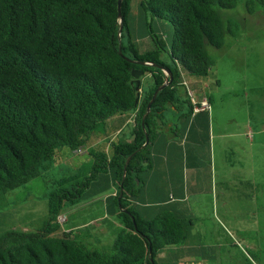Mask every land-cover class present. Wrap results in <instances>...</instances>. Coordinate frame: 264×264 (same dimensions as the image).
Wrapping results in <instances>:
<instances>
[{"label":"trees","instance_id":"trees-1","mask_svg":"<svg viewBox=\"0 0 264 264\" xmlns=\"http://www.w3.org/2000/svg\"><path fill=\"white\" fill-rule=\"evenodd\" d=\"M117 1L0 0V200L40 177L59 150H81L99 125L135 113L130 142H112L109 156L91 150L89 174L49 195L40 230L0 235V264H157L166 247L190 234L191 219L168 206L141 208L140 184L153 164L157 136L169 130L176 142L185 141L200 118L206 128L208 112L195 113L180 93L182 76L208 77L214 62L206 46L222 49L227 36H237V24L220 12L238 0H123L121 18ZM247 1L264 11V0ZM144 39L151 47L141 51L136 41ZM152 65L169 69L172 81L158 92L142 126L153 92L167 77ZM134 70L151 81L136 106ZM107 176L116 189L110 202L120 227L102 250L63 231L58 217L65 205L92 199L88 189Z\"/></svg>","mask_w":264,"mask_h":264},{"label":"rangeland","instance_id":"rangeland-1","mask_svg":"<svg viewBox=\"0 0 264 264\" xmlns=\"http://www.w3.org/2000/svg\"><path fill=\"white\" fill-rule=\"evenodd\" d=\"M248 5V6H247ZM247 7L251 8V13L247 12ZM221 17L237 24L238 31L236 37L227 36L225 39V49H215L206 46L207 52L214 62L206 78L185 75L183 78L184 87L180 89L184 99L191 101H200V97L211 98L212 109L210 111L211 121L215 133L222 130H247V127L254 131L264 129V11L256 3L247 0H238L237 5L231 10H221ZM171 29L169 25V30ZM135 38L136 35L133 34ZM141 51L150 49L149 40L144 39L136 41ZM198 80L199 83H190V79ZM201 82L208 84L205 88ZM149 75L145 74L140 77V101L150 87ZM206 84V85H207ZM243 90H247L243 93ZM174 112L166 113L167 119H171ZM131 113L116 116L108 120L105 124L99 125L92 134L88 144L81 148L79 154L72 155L71 158H65L63 155L67 150H59L57 155L50 162L43 164L41 167V176L29 181L26 185L21 186L0 200V235L3 233L16 230L35 233L42 228L47 217V199L50 194L55 193L58 185L71 176H76L79 167H87L92 158L89 155L91 150L102 151L108 156L111 154L110 143L124 140L129 131L131 124L126 123V119ZM121 131V132H120ZM168 132L164 131L163 135ZM252 147L247 145V141L238 139L237 145H242V151L238 155L243 156L246 163H259L264 165V135H253ZM98 141V142H96ZM228 141L234 142L233 138ZM245 141V142H244ZM224 140H217L215 147L216 161L219 163L220 156L225 155L221 144ZM234 144H230L231 146ZM260 154L251 157V152ZM64 152V153H63ZM261 152V153H260ZM219 156V159H218ZM237 160V156L234 159ZM77 163L79 164L77 167ZM236 167V164H235ZM91 168V167H90ZM246 168V167H245ZM65 176V179L63 180ZM215 177L211 178L214 181ZM261 180V183H260ZM71 181V180H70ZM235 181V180H234ZM244 183V191H247L249 179ZM233 180L229 181L227 205H222L224 211H229L225 218L226 231L216 233V228H212L206 222L205 228L201 233L203 239L194 241L197 247L189 249L187 239L176 246L166 247L156 258L157 264H264V175L261 174L259 179V205L260 216L259 225L252 231L239 233V226L245 227L243 219L237 214V206L243 205L240 200L234 199L233 192H239V186H233ZM61 185V184H60ZM254 190L257 185L252 186ZM231 196V197H230ZM86 199V198H85ZM222 202H218L220 205ZM226 203V202H225ZM250 202H245V204ZM258 203V202H255ZM92 213L75 212L69 217L71 223L84 221L86 217L100 213L101 207H95ZM66 216V211H62ZM116 219V218H115ZM64 219L58 217V222ZM110 222L114 219L110 218ZM116 227L107 226L97 242L92 243L91 247L98 249L110 248L115 237V231L119 227L116 219ZM202 227L203 222H202ZM210 230V231H209ZM230 231V232H229ZM216 240V238H218ZM252 240V241H251ZM251 241V242H249ZM185 243V244H184ZM221 243V244H218ZM256 244L258 250H253L248 245ZM192 245H194L192 243ZM186 246V247H185Z\"/></svg>","mask_w":264,"mask_h":264},{"label":"crops","instance_id":"crops-1","mask_svg":"<svg viewBox=\"0 0 264 264\" xmlns=\"http://www.w3.org/2000/svg\"><path fill=\"white\" fill-rule=\"evenodd\" d=\"M225 48L226 46L223 49ZM184 77L185 75L182 76V82L184 81ZM189 79L190 83H199L198 80ZM200 83L205 88L208 87V84L206 83V85L201 80ZM246 91L243 90V93ZM201 100H207L210 104V110L207 113L208 124L206 128L205 120L203 122L202 118H200L193 121L192 125L194 128L193 130L191 129L192 131H189L185 141L182 139L180 143L176 142L177 137L175 134L169 133V130L167 135L157 136L152 146L153 164L142 175L143 182L140 184L141 208H149L151 210V208H158V206L162 205L168 206L171 212L179 213L191 219L192 227L187 238L189 249L195 247L204 249L203 247H197L194 241L204 238L201 233L206 226V222L212 228H216V233L220 230L227 232L225 218L228 216L229 211L228 209L224 211L221 206H226L228 201L233 200L231 196L230 200L227 199L228 185L231 180H233V186L235 187L237 184L239 186L238 190H240L239 192H233L234 199L237 201L240 200L243 204L239 207L237 206L236 212L240 217L239 220L243 219L246 221L243 224L245 227L239 226L238 234L252 231L254 227H258L261 208L259 200L262 197L259 193L258 185L261 174L264 175V165H260L259 163H246L242 154L238 155L239 151L243 152V146L236 144L239 143L238 139H243L247 141V145L252 147L253 135H264V129L262 131H253L248 126L246 131L239 128L238 130H222L215 133L210 119L213 101L211 98L207 99L205 96H201ZM196 116L192 117L195 119ZM134 117L135 113H131V116L125 122L134 126ZM130 133L131 130L125 138L127 142L131 141ZM229 138H233L234 142L228 141ZM217 140H224V144H221V146L224 147L222 154L224 153L225 155L220 156V159L218 156L219 163L216 161L215 154ZM230 144L234 145L228 146ZM185 146L186 150H183ZM66 150L65 153L63 152V155L66 156L65 158H71L72 155L79 154L75 151ZM255 155L259 156L260 154H255L252 151L251 157L254 158ZM236 156L237 160L235 161ZM78 165L77 163V167ZM90 167L91 163L87 167L88 169L79 167L76 169L77 175L70 177L71 181L66 179L60 184L69 186L74 182L81 181L89 174ZM212 177H215L214 181H211ZM248 179L250 183H248L247 191H244V183ZM255 185H257L256 190L252 187ZM92 186L88 191L94 193L95 196L90 200L81 201L73 206L65 205L63 210L66 211V216L62 212L60 217L64 221L59 222L63 231L78 235V238L86 244L90 243L89 240H92V243L97 242L98 237H101L105 229L109 228L107 226L116 227L115 224L117 225L115 216L112 214L113 208L110 202L111 198L116 194L112 180L107 176L105 179H99L93 182ZM218 202L222 203L219 205ZM245 202L250 203L244 205ZM99 205L101 207L100 213L96 212L94 215H90L84 221L78 223H71V219L69 220V217L73 213H92L95 211V207H99ZM110 218L114 219L113 223L110 222ZM202 222L204 227H202ZM218 239L219 237L216 238V240ZM248 247L253 250H258L255 243L248 245Z\"/></svg>","mask_w":264,"mask_h":264},{"label":"water","instance_id":"water-1","mask_svg":"<svg viewBox=\"0 0 264 264\" xmlns=\"http://www.w3.org/2000/svg\"><path fill=\"white\" fill-rule=\"evenodd\" d=\"M123 0H118L117 1V11H118V17L121 18V13H120V8H121V3H122ZM121 29H122V25L120 24V27H119V32H121ZM119 50H120V46H119ZM119 54L121 55L120 51H119ZM129 60V59H128ZM131 62H133L132 60H130ZM139 65H146V66H149L150 64L148 63H142V62H135ZM152 66H157V65H152ZM158 68H160L161 70H163V72H165L167 74V77L165 79V82H163L162 85L158 86L155 91L153 92V95L151 97V100L149 101V103L147 104V107H146V112L144 113V115L142 116V126H143V121L144 119L146 118V116L149 114L150 112V107H151V104L154 102L157 94L159 91H161L162 89H164L168 84L171 83L172 81V77H171V73L169 71V69L167 68H164V67H161V66H157ZM143 75V73L141 71H132L131 72V76H132V81H131V86L133 88V91L135 92V102H134V105L136 106L138 101H139V98H140V77ZM148 143V139L146 137V140H145V143L143 144V147ZM131 156H129L126 160H125V163H124V166H123V175H122V180L125 178V174H126V167H127V164L130 160ZM119 197H121V190H120V195Z\"/></svg>","mask_w":264,"mask_h":264},{"label":"built area","instance_id":"built-area-1","mask_svg":"<svg viewBox=\"0 0 264 264\" xmlns=\"http://www.w3.org/2000/svg\"><path fill=\"white\" fill-rule=\"evenodd\" d=\"M191 102L193 104L194 112L195 113H197L199 111H206V112H208L210 110V104L208 103L207 100L195 101V99H194ZM75 152L80 153L81 150L78 149Z\"/></svg>","mask_w":264,"mask_h":264}]
</instances>
